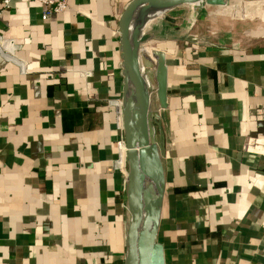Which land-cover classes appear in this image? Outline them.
Returning a JSON list of instances; mask_svg holds the SVG:
<instances>
[{"label":"crops","instance_id":"1","mask_svg":"<svg viewBox=\"0 0 264 264\" xmlns=\"http://www.w3.org/2000/svg\"><path fill=\"white\" fill-rule=\"evenodd\" d=\"M131 1L67 0L42 20L35 1L0 0V35L20 47L0 57V264H123L125 176L111 167ZM230 1L232 18L198 14L195 44L144 59L155 101L159 69L165 81L150 130L159 240L178 264H264V0Z\"/></svg>","mask_w":264,"mask_h":264},{"label":"water","instance_id":"2","mask_svg":"<svg viewBox=\"0 0 264 264\" xmlns=\"http://www.w3.org/2000/svg\"><path fill=\"white\" fill-rule=\"evenodd\" d=\"M148 0L129 2L117 21L120 51V75L122 89L119 100L120 128L124 145V196L125 233L123 264H165L162 244L159 240L161 205L164 194V178L160 159L154 149L150 135V120L158 116L165 97L164 76L159 69L156 105L150 117L141 119L139 104L144 98V81L147 75L144 59L147 54L158 58L171 42L195 44L197 39L188 33L169 37H129L135 26L130 17ZM160 4L171 5L173 0H157ZM239 1V0H238ZM237 1V2H238ZM211 3L207 14L209 21L218 17L232 18L236 12L234 1L191 0L186 5ZM171 22L172 18H166Z\"/></svg>","mask_w":264,"mask_h":264},{"label":"bare ground","instance_id":"3","mask_svg":"<svg viewBox=\"0 0 264 264\" xmlns=\"http://www.w3.org/2000/svg\"><path fill=\"white\" fill-rule=\"evenodd\" d=\"M191 0H173L171 5H157L151 7V10L148 12L135 13L130 17L131 22L134 24L135 28L129 33V37H156L154 32H161L160 35L164 37H169L177 34H183L184 31L192 22L196 20L201 8L205 4H195V5H186ZM205 2V0H204ZM208 3V2H207ZM186 7L187 13L185 20L182 25L178 27H169L164 29V20L168 18L166 14L172 8L176 11L180 7ZM260 13V12H258ZM261 15L264 14L263 9L261 10ZM264 17V16H263ZM172 20L170 23H173ZM193 25V24H192ZM145 87H144V98L139 104V110L141 114V119L145 120L149 113L152 111L156 105L154 90L150 81V75L147 70V75L142 76ZM151 135V133H150ZM152 137V136H151ZM154 144V139L152 137Z\"/></svg>","mask_w":264,"mask_h":264},{"label":"built area","instance_id":"4","mask_svg":"<svg viewBox=\"0 0 264 264\" xmlns=\"http://www.w3.org/2000/svg\"><path fill=\"white\" fill-rule=\"evenodd\" d=\"M10 0H2L3 7H7ZM35 1L45 7L44 11L41 13L40 18L42 20L46 19L51 14H59L64 11L66 7L67 0H31ZM17 44L6 42L2 39L0 35V57L3 60L17 61L16 53L19 50ZM119 104V102H117ZM116 157L112 163L111 170L113 173H119L125 176V164H124V145L122 138L116 141Z\"/></svg>","mask_w":264,"mask_h":264},{"label":"rangeland","instance_id":"5","mask_svg":"<svg viewBox=\"0 0 264 264\" xmlns=\"http://www.w3.org/2000/svg\"><path fill=\"white\" fill-rule=\"evenodd\" d=\"M254 2H256V3H259V2H261L262 0H253ZM157 5H163V4H160L157 0H148L147 2H145L143 5H142V7H140L139 8V10L137 9V11H136V13H142V12H148V11H150L151 10V7H154V6H157ZM172 8L173 7H171V9L169 10V12L166 14V16L168 17V16H171L172 18H174V21H173V23H168L167 25L165 24V22H164V29L165 28H171V27H178V26H180V25H182L183 24V22H184V20H185V17H186V13H187V8L186 7H180L178 10H176V11H174V10H172ZM212 7H211V3H209L208 2V4H205V5H203V7L201 8V10H200V12L199 13H201V12H205L206 14L205 15H207L208 14V12L210 11V9H211ZM261 9H263V11H264V5H262V6H260V8H258L257 10H256V12L258 13V12H260L259 10H261ZM261 13V12H260ZM260 13H258V15L257 16H259V14ZM264 15V14H263ZM161 34V32H154V36H156V37H164V36H162V35H160ZM177 35H179V34H177ZM174 36V35H173Z\"/></svg>","mask_w":264,"mask_h":264},{"label":"trees","instance_id":"6","mask_svg":"<svg viewBox=\"0 0 264 264\" xmlns=\"http://www.w3.org/2000/svg\"><path fill=\"white\" fill-rule=\"evenodd\" d=\"M163 247H164V255H165V257H166V264H178L179 262H181V258H180V257H178L177 260H170V259L168 258V250H167V248H166V244H165V243H164ZM179 256H180V255H179Z\"/></svg>","mask_w":264,"mask_h":264}]
</instances>
